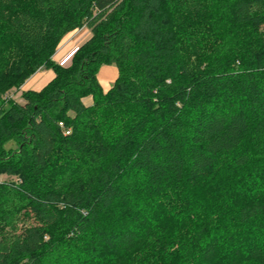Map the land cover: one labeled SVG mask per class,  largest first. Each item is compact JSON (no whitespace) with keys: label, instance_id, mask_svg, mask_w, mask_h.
<instances>
[{"label":"trees","instance_id":"trees-1","mask_svg":"<svg viewBox=\"0 0 264 264\" xmlns=\"http://www.w3.org/2000/svg\"><path fill=\"white\" fill-rule=\"evenodd\" d=\"M0 264H264V0H0Z\"/></svg>","mask_w":264,"mask_h":264},{"label":"crops","instance_id":"crops-1","mask_svg":"<svg viewBox=\"0 0 264 264\" xmlns=\"http://www.w3.org/2000/svg\"><path fill=\"white\" fill-rule=\"evenodd\" d=\"M82 34H84L82 36ZM91 36L86 28L75 29L67 33L56 48L53 56L55 62L61 65H68L74 50L85 42ZM76 42V44H74ZM55 76L52 69L40 68L30 78H28L19 88V93L26 90L39 91ZM117 77V68L114 64L102 65L97 74V79L103 91H107ZM22 101L23 99L20 98ZM83 102L88 105L91 103V97H85Z\"/></svg>","mask_w":264,"mask_h":264},{"label":"rangeland","instance_id":"rangeland-1","mask_svg":"<svg viewBox=\"0 0 264 264\" xmlns=\"http://www.w3.org/2000/svg\"><path fill=\"white\" fill-rule=\"evenodd\" d=\"M86 28L90 31V29H89L88 27H84V29H86ZM90 34H91V31H90ZM83 35H84V34H82V36H83ZM74 44H76V42H74ZM79 46H80V45H79ZM79 46H78V47H79ZM78 47H77V48H78ZM77 48H76V49H77ZM76 49H75V50H76ZM75 50H74V51H75ZM73 53H74V52H73ZM73 53H72V54H73ZM54 54H55V53H54ZM54 54H53V56H54ZM71 56H72V55H71ZM53 60H54V59H53ZM56 63H57V62H56ZM38 70H39V69H38ZM38 70H37V71H38ZM8 95H9V97H11V98L15 99L16 101H18L19 103L23 104L24 101H23V100H22V101L20 100V98H21V96H20L21 93H19V89H18L17 91H16L14 88L10 89V91L8 92ZM6 147H7V148H9V147H15V144L12 143V142H10V143L6 144ZM1 178H2V179H5L6 176L2 175Z\"/></svg>","mask_w":264,"mask_h":264},{"label":"built area","instance_id":"built-area-1","mask_svg":"<svg viewBox=\"0 0 264 264\" xmlns=\"http://www.w3.org/2000/svg\"><path fill=\"white\" fill-rule=\"evenodd\" d=\"M66 133H68V131Z\"/></svg>","mask_w":264,"mask_h":264}]
</instances>
